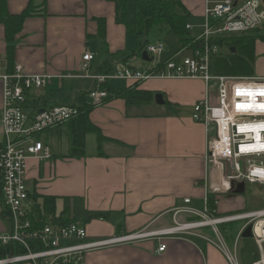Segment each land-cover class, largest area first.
<instances>
[{"label":"crops","instance_id":"crops-1","mask_svg":"<svg viewBox=\"0 0 264 264\" xmlns=\"http://www.w3.org/2000/svg\"><path fill=\"white\" fill-rule=\"evenodd\" d=\"M181 1L189 13L188 23L199 24L208 3L218 0ZM29 2L6 0L10 13H20ZM31 2L36 8L35 14L26 17L16 36L13 66L20 64L27 74L51 75L40 95L47 94L53 103L79 104L81 88L74 91L76 100L73 102L60 100L57 95L65 81L78 86L84 79L60 76L81 75V58L85 52L94 54L91 62L94 70L107 64L114 68L131 67L132 62L141 59V56H133L122 61L123 54L136 49L141 39L116 21L112 1ZM262 2L264 10V0ZM133 17L134 1L131 0L126 8V20L130 25ZM97 18L105 20L103 37L97 33ZM162 29L167 31L164 26ZM263 30L264 24L251 34H261ZM257 42L259 39L255 46ZM6 45L4 26L0 23V142L4 138L1 75L8 72ZM180 49H183L181 43L167 54L163 51L160 59H167ZM255 57L254 65L260 67L258 61L262 58L257 57L256 52ZM261 74L264 77V73ZM84 80L88 82L87 93L92 82ZM111 81L108 83L112 84ZM119 81L116 85L119 87L131 83ZM140 86L160 93L163 103L153 99L144 104H126L122 98H112L92 105L89 118L105 139L98 141L95 134H86L84 157L64 156L68 148L66 135V144L60 152L53 153L44 142L50 149V157L27 158L26 184L30 194L57 196L55 216L68 205V221L82 224L90 238L162 229L173 225L175 208L189 206L201 210L204 207L209 185L205 156L214 128L192 116L194 104L205 96V82L200 78H151ZM89 134L95 139L90 148L87 144ZM186 198L190 199L189 203H184ZM40 201L41 198L35 199V205ZM218 202L217 197L215 213L220 212ZM74 207H79L83 213L77 221L73 217ZM175 217L179 222L198 219L188 213ZM10 230L11 220L0 208V234ZM204 237L199 230L165 236L161 238L166 244L162 252L157 251V241L151 239L100 248L87 252L84 264H230L222 251L207 244Z\"/></svg>","mask_w":264,"mask_h":264},{"label":"built area","instance_id":"built-area-1","mask_svg":"<svg viewBox=\"0 0 264 264\" xmlns=\"http://www.w3.org/2000/svg\"><path fill=\"white\" fill-rule=\"evenodd\" d=\"M262 0L210 1L199 24H186L201 44L194 48L177 50L167 59H160L164 43H148L145 51L150 57L142 68L111 66L91 69L94 54L85 52L81 58L80 74L60 77H81L92 82L88 94L93 105L101 104L110 94L103 84L111 80L143 82L151 78H200L206 84L205 96L193 107V119L213 126L214 135L208 138L206 163L209 185L203 210L189 206L173 211V225L162 229H142L115 234L105 238H90L85 227L75 221L61 223L48 220L42 227L33 228L30 215L35 199L26 184L27 158L45 159L50 149L38 135L65 124L78 115L75 104L34 105L52 77L49 74L24 73L20 64L3 73L2 117L3 146L0 149V187L3 196L1 208L11 220V230L0 234V244H19L24 252L0 259V264L26 262L28 264H84L87 252L145 239L156 240L157 251L166 244L161 238L191 233L201 227H211L219 242L204 237L219 248L230 262L238 264L228 250L218 225L245 220L237 237L251 225L252 237L259 248V257L250 264H264V208L217 215L209 211L208 194L229 193L237 182L264 185V77L218 74L213 69L214 56L221 51L211 40L244 36L259 30L264 23ZM183 50L190 54L182 56ZM240 106V107H238ZM190 199H184L189 203ZM188 213L197 220L176 221V215Z\"/></svg>","mask_w":264,"mask_h":264},{"label":"trees","instance_id":"trees-1","mask_svg":"<svg viewBox=\"0 0 264 264\" xmlns=\"http://www.w3.org/2000/svg\"><path fill=\"white\" fill-rule=\"evenodd\" d=\"M110 1L115 4L116 21L123 23L128 30L137 36L144 37L152 26L157 25L160 27L164 26L168 33L180 37L181 48L189 49L201 44L195 37L190 36L189 30L186 28L189 13L181 0H133L134 17L131 25L126 20V8L128 2L131 0ZM35 10L36 8L30 0L28 5L20 13H10L7 9L6 0H0V23L4 26L5 31L8 71H11L13 68L16 36L21 31L26 17L35 14ZM96 21L98 23V36L103 37L105 34V20L103 18H97ZM257 39L264 41V35L256 33L211 40V44H217L221 47V51L214 56V71L222 75L252 76L255 59V42ZM147 44V39H141L136 49L123 54L122 61H126L133 56L140 57ZM231 49H234V51ZM104 67H108V64ZM140 85L141 82L135 81L129 85L119 87L107 82L103 84V87L110 94L107 100L122 98L126 104H144L151 102L157 91L142 88ZM85 94L86 91L78 95V115L65 123L68 136V148L64 155L66 157L78 158L85 156V136L88 133H94L98 141L105 139L100 128L91 122L89 118L93 104L85 100ZM46 95H39L32 103L40 106L59 104L56 102L53 103ZM107 100H104V102ZM2 146L3 143L0 142V149ZM30 195L31 198L36 200L41 198L39 204L37 203L34 206L33 214L30 215L33 228L42 227L49 219L61 223L68 222V205L63 208L59 216H55L57 196ZM2 203L3 196L0 187V206ZM207 204L211 213L218 214L215 213L216 205L213 194H208ZM94 216L102 217L101 214H94ZM22 252H24V249L19 244H0V259L10 254Z\"/></svg>","mask_w":264,"mask_h":264},{"label":"rangeland","instance_id":"rangeland-1","mask_svg":"<svg viewBox=\"0 0 264 264\" xmlns=\"http://www.w3.org/2000/svg\"><path fill=\"white\" fill-rule=\"evenodd\" d=\"M162 28L163 27L154 25L149 29L148 33L144 37L140 36V39L145 38L152 43L155 42L158 38H160L164 43V53L167 54L180 45V37L172 33H168ZM197 31V29H191L189 30V33L193 35L197 33ZM228 35L232 36L235 35V33H230ZM261 35H264V30L262 31ZM259 41L260 42L256 43L255 52L257 54V57H260L262 59L258 61L260 67H258V65L256 64L254 65L252 74V76L254 77H262L261 73H264V41ZM189 54L190 53L188 50H183L181 57L187 56ZM146 65L147 63L141 60L140 58L131 63V67L135 68H142ZM118 81L119 80H113L111 82L113 85L116 86L118 84ZM77 83L78 82H76V84ZM70 84L71 83L65 81L63 88L59 90V93L57 95L58 99L73 102L76 100L74 97V91L78 88H81V90L84 92L88 87V82L84 79H81V81H79V83L77 84L78 86ZM84 98L88 102L92 101L88 92L85 94ZM93 134L88 135V148L92 147L95 142V139H93ZM66 135V125L62 124L60 126L54 127L46 132L39 134L38 138L43 142L48 143L53 153H57L63 150L64 144H66ZM218 198V209L220 212L217 215L260 209L264 207V185L245 182L244 191L242 193H220L218 194ZM74 209L73 217L77 221L83 217V213L80 211L79 207H74ZM1 210L2 212H4L3 208H1ZM201 210H203V207H201ZM197 218L198 217H196L195 219ZM244 222L245 220H237L234 222L225 223L223 225H218V228L221 232V235L228 250L234 256L238 264H249L251 261L256 260L259 257V248L255 243L253 237H242L241 235L237 237L239 228ZM198 230L211 240L219 242L218 236L212 231L211 227H201ZM202 242L205 243L206 241H200V243ZM206 243L213 245L209 242Z\"/></svg>","mask_w":264,"mask_h":264},{"label":"water","instance_id":"water-1","mask_svg":"<svg viewBox=\"0 0 264 264\" xmlns=\"http://www.w3.org/2000/svg\"><path fill=\"white\" fill-rule=\"evenodd\" d=\"M234 51V49H231ZM141 59L143 61H149L150 57L148 56L147 52L145 50L142 51L141 53ZM154 100L156 103H163V98L160 93H157L154 95ZM233 193H242L244 191V182H237L236 185L233 184ZM242 237H252L251 234V225H247L244 230L241 233Z\"/></svg>","mask_w":264,"mask_h":264},{"label":"snow or ice","instance_id":"snow-or-ice-1","mask_svg":"<svg viewBox=\"0 0 264 264\" xmlns=\"http://www.w3.org/2000/svg\"><path fill=\"white\" fill-rule=\"evenodd\" d=\"M238 107H240V106H238ZM262 107H264V106H262Z\"/></svg>","mask_w":264,"mask_h":264}]
</instances>
